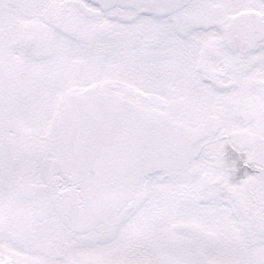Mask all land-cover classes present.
<instances>
[{
  "label": "snow or ice",
  "instance_id": "snow-or-ice-1",
  "mask_svg": "<svg viewBox=\"0 0 264 264\" xmlns=\"http://www.w3.org/2000/svg\"><path fill=\"white\" fill-rule=\"evenodd\" d=\"M0 264H264V0H0Z\"/></svg>",
  "mask_w": 264,
  "mask_h": 264
}]
</instances>
